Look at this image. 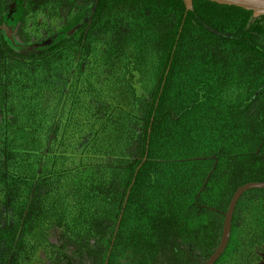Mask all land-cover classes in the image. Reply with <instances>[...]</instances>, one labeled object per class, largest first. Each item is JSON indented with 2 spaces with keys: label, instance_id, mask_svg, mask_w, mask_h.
<instances>
[{
  "label": "trees",
  "instance_id": "obj_1",
  "mask_svg": "<svg viewBox=\"0 0 264 264\" xmlns=\"http://www.w3.org/2000/svg\"><path fill=\"white\" fill-rule=\"evenodd\" d=\"M253 182L264 15L0 0V264H106L122 211L107 264H205ZM215 264H264V188L238 200Z\"/></svg>",
  "mask_w": 264,
  "mask_h": 264
},
{
  "label": "water",
  "instance_id": "obj_2",
  "mask_svg": "<svg viewBox=\"0 0 264 264\" xmlns=\"http://www.w3.org/2000/svg\"><path fill=\"white\" fill-rule=\"evenodd\" d=\"M183 1L185 3V6H186V14H187V12L193 6V0H183ZM209 1L216 2L219 4H223V5H231V6L241 7L243 9L252 11L255 16H263L264 15V0H209ZM260 188H264V182H253V183H248V184L241 186L234 193V195L230 201L228 210L225 214L223 234H222V239L220 241V244L216 248L214 253L209 257V259L206 261L205 264H215V262L219 259V257L225 251V249L228 245L229 239H230V235H231V225H232L233 213H234L235 207H236L237 202L240 199V197L248 190L260 189ZM130 190H131V187L128 191L127 198L125 201V205L127 203ZM125 205H124V207H125ZM122 216H123V211H122V214H121L120 219L118 221L113 240L111 242V247H110L109 254H108V257L106 260V264H107L109 256H110L111 249H112L113 243L115 241Z\"/></svg>",
  "mask_w": 264,
  "mask_h": 264
}]
</instances>
